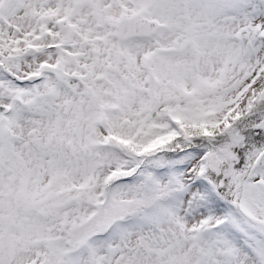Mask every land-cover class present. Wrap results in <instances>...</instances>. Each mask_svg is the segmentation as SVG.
I'll return each instance as SVG.
<instances>
[{
    "label": "snow or ice",
    "instance_id": "obj_1",
    "mask_svg": "<svg viewBox=\"0 0 264 264\" xmlns=\"http://www.w3.org/2000/svg\"><path fill=\"white\" fill-rule=\"evenodd\" d=\"M0 264H264V0H0Z\"/></svg>",
    "mask_w": 264,
    "mask_h": 264
}]
</instances>
